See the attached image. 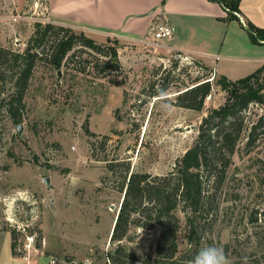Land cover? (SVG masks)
<instances>
[{"label":"rangeland","instance_id":"rangeland-1","mask_svg":"<svg viewBox=\"0 0 264 264\" xmlns=\"http://www.w3.org/2000/svg\"><path fill=\"white\" fill-rule=\"evenodd\" d=\"M13 1L19 10L33 8V0ZM208 2L216 8L213 17L194 1V16L188 22L203 29L198 30L201 36L208 34V27L213 32L218 26L216 39L198 45L213 54L192 58L208 67L225 63L221 58L226 56L230 57L228 64H244L254 56L264 58V45H255L253 50L258 53L253 54L223 41L226 26L218 22L225 12L217 2ZM98 3L38 0L36 12L18 15L10 11L9 22L0 19V48L21 53L35 24L50 23L82 33L104 49H115L119 65L116 72L102 73L108 58L76 46L55 71L44 57L45 47L25 98L22 122L14 123L1 103L0 264H48L52 257L74 264H109L106 254L114 248L109 237L122 199L117 190L124 176L121 164L129 165V173L167 174L193 145L202 118L225 102L226 94L215 86L218 76H213L210 98H205L201 111L176 107L179 93L211 78L212 73L177 53L139 43L150 39L151 26L163 22L173 9L169 0H133L128 10L120 11V25L114 30L105 27ZM127 13L132 14L126 17ZM161 90L165 95L153 96ZM7 93H11L9 87ZM262 115L264 106L257 104L243 112L244 131L225 182L214 195L217 208L201 229L197 253L214 245L224 249L231 264H264V127L258 129L253 145H244L250 127ZM89 143L94 145V156ZM108 164L115 166L113 172ZM254 212L257 221L250 224ZM178 215L181 254L189 245L183 217ZM14 223L27 226L25 233L13 228ZM13 229L18 234L15 252L26 260L16 257L12 261L9 233ZM29 234L35 235L36 242L34 249L26 251L25 235ZM157 236L158 229L133 227L130 241L122 244L145 255L154 249Z\"/></svg>","mask_w":264,"mask_h":264},{"label":"trees","instance_id":"trees-1","mask_svg":"<svg viewBox=\"0 0 264 264\" xmlns=\"http://www.w3.org/2000/svg\"><path fill=\"white\" fill-rule=\"evenodd\" d=\"M208 1L217 2L222 7L226 22H238L246 31L251 44L264 45V29L245 19L244 24L240 22L241 0ZM76 46L108 58L101 69L102 73L105 70L116 72L119 69L115 49H104L82 33L75 34L68 28L50 23L35 24L33 36L21 53L0 48V107L4 103L14 123L22 122L25 98L37 63L43 59L44 48L48 47V52L44 54L47 63L52 69L59 71ZM207 72L210 73L208 69ZM215 86L226 94L225 102L208 111L202 118L193 145L176 161L170 172L165 175L129 173V165L121 164L124 176L117 190L122 194V199L109 237L110 243L114 244V248L106 254L109 264H190L196 256L201 229L208 220L211 221L209 217L217 208L213 206L214 195L220 192L225 182L231 158L244 131L243 112L251 104L264 106V64L237 80L219 76L215 80ZM8 87L11 93H7ZM210 90L209 81L196 82L176 96L174 105L199 112ZM160 93L161 91L154 92L153 96ZM261 127H264V115L250 127L245 147L256 142L257 131ZM89 146L91 155L94 156L93 143H89ZM114 168V165L108 164L110 172ZM178 213L183 217L184 237L189 245L181 254L178 241L182 224ZM256 214L254 212L250 215V224L257 221ZM261 216L264 218V210ZM133 227L147 231L158 229L152 251L145 255L138 254L122 244L130 241ZM9 234L12 255L21 257L15 252L18 234L14 229ZM65 261L73 264L72 260Z\"/></svg>","mask_w":264,"mask_h":264},{"label":"crops","instance_id":"crops-1","mask_svg":"<svg viewBox=\"0 0 264 264\" xmlns=\"http://www.w3.org/2000/svg\"><path fill=\"white\" fill-rule=\"evenodd\" d=\"M194 1L202 5L204 8L208 9V12L210 11L211 16L213 17V9L215 10L216 8L210 7V3L208 2V0H169V2L173 4V9L169 14L165 15L162 21H165L172 28L173 36L170 39H164L160 41L159 48L163 49L167 53H177V55L186 56L189 60L195 61L201 66H204L210 71V73H212L213 76H225L230 80L243 78L254 72L262 64H264V58L259 56H254L252 59H249L250 62H246L244 64H228L227 60L230 57L226 56L221 58V60H226L224 61L225 63L222 64L220 62H215L213 67H208V65H205L203 62L192 58V56L211 58L210 56H212L213 53L201 51L200 49H198V45L200 46L202 44H205V41L211 42L212 40L216 39V29H218V26H215L213 27L212 32L211 27H208V29L206 28L208 30V34L201 36L202 34H200L198 30L203 31V29L200 28V26L189 25L188 19L193 18L194 16L192 15L194 13L192 12L194 6H191ZM98 2L100 3V17L103 18L105 27L112 28L114 30V28H117L118 25H120V23L118 22L120 11L122 12V10H128L132 5L133 0H98ZM32 10L33 9L31 8L24 11L19 10L16 1L0 0V11L2 12V14H0V19L5 20L6 22L9 20L8 15L10 11L20 15L28 13ZM239 10L242 15L240 17L241 23H244L245 19L251 22L254 26L264 29V0H241L239 4ZM34 12H36V10ZM131 14L132 13H127L125 16L127 17ZM225 16L226 14L223 18H225ZM219 21L220 22H218V24L226 26L227 31L223 41L225 42V39H227V43L229 42L230 47L234 46L238 48L240 46L244 52H251L253 54L258 53L257 51L253 50V47H255V45L250 44V40L246 31L242 27H240L238 22H226L224 19ZM135 23L136 20L134 22V25ZM227 34H230V36L228 35L229 39L227 38ZM232 34H235L238 37L235 38L232 36ZM239 37H241V41L239 40ZM220 48L222 50L221 46ZM226 50L228 51L229 48H227ZM244 60L245 58L242 59V61ZM12 259V261L18 260L15 256ZM9 263L12 264L11 262Z\"/></svg>","mask_w":264,"mask_h":264},{"label":"built area","instance_id":"built-area-1","mask_svg":"<svg viewBox=\"0 0 264 264\" xmlns=\"http://www.w3.org/2000/svg\"><path fill=\"white\" fill-rule=\"evenodd\" d=\"M39 4H38V0H33V10L35 11L38 8ZM242 24H244L242 22ZM173 36V30L172 28L165 22H160L158 24H154L153 26H151V38L150 39H143L140 40L139 43H141L142 45H147V46H158L160 47L159 43L160 41L164 40V39H170ZM178 57H180L182 60L187 59L186 56H181L179 55ZM213 80V75L211 78L207 79L206 81L211 82ZM210 95L206 96V99H209ZM9 222H11L12 220H8ZM13 225H15L13 228H15L17 231H21V233H25L27 226L23 225H17L16 223H14ZM25 245L24 248L26 249V251H30V249H34L35 247V242H36V238L35 235H25ZM24 259H28V257H23ZM48 264H67L66 261L64 260H57L56 258H50ZM74 264V262H73ZM83 264H87L86 262Z\"/></svg>","mask_w":264,"mask_h":264},{"label":"clouds","instance_id":"clouds-1","mask_svg":"<svg viewBox=\"0 0 264 264\" xmlns=\"http://www.w3.org/2000/svg\"><path fill=\"white\" fill-rule=\"evenodd\" d=\"M160 94L165 95L163 90ZM190 264H231V261L223 248L209 245L200 249Z\"/></svg>","mask_w":264,"mask_h":264},{"label":"water","instance_id":"water-1","mask_svg":"<svg viewBox=\"0 0 264 264\" xmlns=\"http://www.w3.org/2000/svg\"><path fill=\"white\" fill-rule=\"evenodd\" d=\"M21 131V125L18 126V132L20 133ZM45 182H47V179H45Z\"/></svg>","mask_w":264,"mask_h":264}]
</instances>
